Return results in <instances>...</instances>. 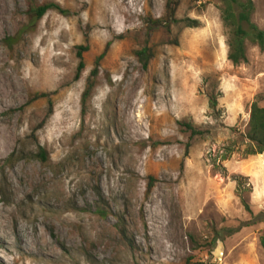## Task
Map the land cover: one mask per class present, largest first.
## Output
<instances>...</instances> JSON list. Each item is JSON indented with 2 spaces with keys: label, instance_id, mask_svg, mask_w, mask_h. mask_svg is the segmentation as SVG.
<instances>
[{
  "label": "rangeland",
  "instance_id": "374dc122",
  "mask_svg": "<svg viewBox=\"0 0 264 264\" xmlns=\"http://www.w3.org/2000/svg\"><path fill=\"white\" fill-rule=\"evenodd\" d=\"M228 50L220 0H0V264H264V51Z\"/></svg>",
  "mask_w": 264,
  "mask_h": 264
},
{
  "label": "trees",
  "instance_id": "16d2710c",
  "mask_svg": "<svg viewBox=\"0 0 264 264\" xmlns=\"http://www.w3.org/2000/svg\"><path fill=\"white\" fill-rule=\"evenodd\" d=\"M220 2L221 17L228 36L229 60H231L233 64L246 62L248 60V41L257 45L262 51H264V30L259 28L252 19L255 11L253 0H220ZM51 9L64 13L62 7L57 3L44 4L34 8V20L32 24H35ZM8 42L10 46H13L14 43H16L14 42L13 37L9 38ZM82 49L86 51L88 50V47ZM79 57L81 60L77 68L78 74L81 73L84 68L82 52H79ZM94 73L95 71H93V74ZM93 87L94 81L91 80L83 94L84 102L90 96ZM208 96L210 107L215 111L218 106V97L215 86L208 90ZM185 125L191 130L193 135H201L205 133L203 130L193 127L191 123H186ZM245 136L252 145L249 154H264V107L261 106L257 100L252 103L248 130L246 131ZM38 157L42 161H47L48 155L46 150H40ZM261 245L264 248V235L261 237Z\"/></svg>",
  "mask_w": 264,
  "mask_h": 264
}]
</instances>
